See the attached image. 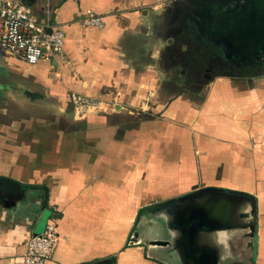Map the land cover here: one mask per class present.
<instances>
[{
    "label": "crops",
    "instance_id": "1",
    "mask_svg": "<svg viewBox=\"0 0 264 264\" xmlns=\"http://www.w3.org/2000/svg\"><path fill=\"white\" fill-rule=\"evenodd\" d=\"M21 1L65 38L59 55L35 65L0 49V176L33 194L0 204V264H23L27 239L50 224L58 238L45 264H195L185 247L191 231L178 221L200 202L219 204L221 218L200 223L198 249L213 252L216 264H264V73L194 83L188 59L173 75L162 65L177 62L162 52L182 13L207 27L190 10L198 1ZM87 10L102 16L103 28L80 26ZM70 94L104 108L69 118ZM194 186L222 190L218 202L155 207ZM146 213L155 229L133 240Z\"/></svg>",
    "mask_w": 264,
    "mask_h": 264
},
{
    "label": "flooded vegetation",
    "instance_id": "2",
    "mask_svg": "<svg viewBox=\"0 0 264 264\" xmlns=\"http://www.w3.org/2000/svg\"><path fill=\"white\" fill-rule=\"evenodd\" d=\"M176 3L179 4L180 2L177 0ZM237 6L239 5L229 2V0H222L217 6H211L208 9L214 8L219 16L226 19L239 14L240 8ZM182 16L184 15H181L183 20L179 22L180 28H174L173 24H171L169 30H167V34L172 35L173 42L168 49L162 52V58L165 59L170 56L169 58L171 59L172 54L176 55L177 53L179 55L181 46L185 44L187 49L185 52L183 51L181 58L188 59L186 64L193 66L194 83H202L209 77V74L214 73H224L232 78L241 79L254 74L264 73V40L256 39V43L251 46H247L244 42L242 45V40L247 42V38L245 39L244 34L241 35L239 33L240 28L235 22L221 20L218 24L209 23L210 27L208 25L204 28L201 26V29L198 30L200 27H195L193 21V23L188 22L187 18ZM195 57L203 58L204 62L194 59ZM189 59L193 62L189 61ZM188 211H197V209L192 210L190 208ZM185 214L193 215L192 212H186ZM181 216L178 226L182 230L184 229L185 232H187L188 228H191L189 229L191 237L187 239L185 247L193 248L192 254L195 260L198 259L196 260L197 264H212L211 257H215V254L207 251L205 253L202 248L198 249L194 238H192L196 228H192L191 225H198V222L184 220L186 217L184 215ZM203 222L204 220L199 223Z\"/></svg>",
    "mask_w": 264,
    "mask_h": 264
},
{
    "label": "built area",
    "instance_id": "3",
    "mask_svg": "<svg viewBox=\"0 0 264 264\" xmlns=\"http://www.w3.org/2000/svg\"><path fill=\"white\" fill-rule=\"evenodd\" d=\"M159 6L170 0H152ZM83 28H103L102 16L87 10L80 20ZM64 31L50 23V18L42 21L21 0H0V49L17 60L35 65L41 60H49L59 55L64 46ZM75 115L89 111H101L105 103L99 99L79 94H70ZM58 235L50 224L40 234L27 239L22 255L23 264H45L56 246Z\"/></svg>",
    "mask_w": 264,
    "mask_h": 264
},
{
    "label": "water",
    "instance_id": "4",
    "mask_svg": "<svg viewBox=\"0 0 264 264\" xmlns=\"http://www.w3.org/2000/svg\"><path fill=\"white\" fill-rule=\"evenodd\" d=\"M180 1L181 0H178V2ZM197 1L198 2H196L193 5V8L190 9L191 11L195 13L196 17L201 18V19L205 18V20H208L207 22L208 24L209 23L218 24L220 23L221 20L235 22L240 28L239 33H241V35L244 34L245 39L247 38V42L246 40H242L241 42L242 45L244 42V44H246L247 46L249 45L251 46V45H254L258 39L264 40V0H229V2L235 3V5H239L237 7L240 8V12L238 15H234L226 19L222 18V16H219L216 10H214V8L210 10L208 9L211 6H217L218 4H220L222 0H197ZM182 14L185 17V14L184 13ZM193 22L195 25L196 23H198L195 20H193ZM198 30H200V28H198ZM67 113L69 114V118H71L73 114V104L71 102L68 105ZM27 189L28 188L26 186H23L20 182L16 180H13L8 177L0 176V204H2V206L6 208L8 206H14L16 202L24 198L26 194L25 192H27ZM192 190L193 192L191 194H188L181 198L167 200L165 202L155 205V207L170 206V205H175V204L184 205L190 201H194V200L197 201L199 199L205 202L208 198H213L215 202H218L217 200L219 197L217 195L220 191H222V190H218L214 188H203V189L197 190L196 186H194ZM43 191L46 193L45 189ZM231 194H234V193H231ZM237 195L241 196L237 198L238 202L240 200H244L243 199L244 194L237 193ZM46 198L47 196H45L44 202H46ZM218 206L219 204L218 205L216 204L215 207H212V205L210 207H206L204 203L202 202H200L199 204H195L191 208L192 210L197 209V211H188V212H192L193 215H191L189 219H187L188 217L186 219L187 221H192V220L197 221L198 225L192 224L191 227L192 228L195 227L196 230L199 231L202 229V227H204L203 225H200L199 222H202L204 219L207 221L208 219H214V217L221 218L217 216L218 214L216 213V212H220L218 210ZM221 211H222V214H224L225 216L226 214H228V207L227 209H222ZM205 220H204V223H205ZM209 227H214V226L209 225ZM189 229L191 228H188V230ZM249 229H250V236L253 237L254 226L251 224L249 226ZM132 235L134 237L133 240H136L137 233L133 232ZM154 243L157 245L166 244L165 242H154ZM193 256H194L193 254L190 255V257L193 259V262L196 263L197 262L196 260L198 259L195 260ZM211 260H212V264H216L213 257H211ZM112 261H113L112 259L104 260L102 262H98L97 264H112Z\"/></svg>",
    "mask_w": 264,
    "mask_h": 264
},
{
    "label": "rangeland",
    "instance_id": "5",
    "mask_svg": "<svg viewBox=\"0 0 264 264\" xmlns=\"http://www.w3.org/2000/svg\"><path fill=\"white\" fill-rule=\"evenodd\" d=\"M162 30H163V28H162ZM162 33H163V31H162ZM165 34H162V39H164V36ZM167 35H169V37H172V35H170V34H167ZM166 44H164V46H165ZM165 50V49H164ZM179 52H181L179 55L176 53V56H177V62H173L172 64H170L169 62H165L164 64L162 63V65H165V67H167V69H168V71H170L171 73H168V74H170V75H173V74H177L178 73V70H180V69H178V67H181L180 65H183L184 63L182 62V61H180V59H181V56H183V51H179ZM45 65H47V63L46 62H44V63H41L40 65H39V67L40 68H46L45 67ZM184 66V65H183ZM178 69V70H177ZM200 79V78H199ZM175 81H178V82H183V78H180L178 75H176L175 76ZM21 104V102L20 101H18V105H20ZM37 112H39V111H35L34 110V113H37ZM44 113H45V111H44ZM47 113V112H46ZM20 116H23V118H24V114H22V115H17V119H18V117L20 118ZM46 116H47V114H46ZM34 119H39V118H34ZM26 194H25V196H24V198L21 200V201H19L18 202V204H23V202H25L26 200H28V198H29V196H33V194H31V193H28V192H25ZM28 194H30V195H28ZM151 215L150 214H148V213H146V215L144 216V220L143 219H141L140 221L138 220V222L136 223V231L135 232H140V234L141 233H143L144 231H146V232H148L147 230H150V233L151 232H153V230L155 229V225L153 226L152 225V223H148L149 222V220L147 219L148 217H150ZM160 221V220H159ZM161 222H163V220H161ZM152 227V228H151ZM148 228H150V229H148ZM147 229V230H146ZM147 242L148 241H146L145 242V245H147ZM254 249H255V247H254ZM247 254V256L249 255V252L248 253H246Z\"/></svg>",
    "mask_w": 264,
    "mask_h": 264
},
{
    "label": "trees",
    "instance_id": "6",
    "mask_svg": "<svg viewBox=\"0 0 264 264\" xmlns=\"http://www.w3.org/2000/svg\"><path fill=\"white\" fill-rule=\"evenodd\" d=\"M147 209H150V207H147V208L143 209L142 211H145V210H147Z\"/></svg>",
    "mask_w": 264,
    "mask_h": 264
}]
</instances>
